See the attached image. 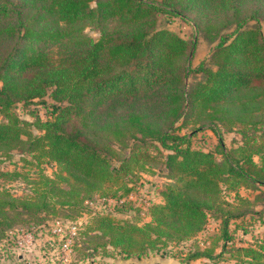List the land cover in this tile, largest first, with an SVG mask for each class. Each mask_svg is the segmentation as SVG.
<instances>
[{"label":"trees","instance_id":"1","mask_svg":"<svg viewBox=\"0 0 264 264\" xmlns=\"http://www.w3.org/2000/svg\"><path fill=\"white\" fill-rule=\"evenodd\" d=\"M160 14L193 15L216 43L211 58L192 67L193 44L159 27ZM262 22L264 0H0V154L18 151L55 170L32 179L29 195L0 186V242L24 217L43 225V212H80L95 195L124 206L131 178L158 159L154 144L168 152L169 183L150 203V221L93 215L82 238L91 231L102 247L141 258L197 237L212 217L219 234L187 263L264 264V234L243 246L235 238L247 222L264 227ZM190 76L199 78L188 84ZM47 96L55 105L45 121L13 111ZM219 125L238 130L241 145L227 148ZM203 129L218 135L212 151L191 145ZM15 174L0 170V179Z\"/></svg>","mask_w":264,"mask_h":264},{"label":"rangeland","instance_id":"2","mask_svg":"<svg viewBox=\"0 0 264 264\" xmlns=\"http://www.w3.org/2000/svg\"><path fill=\"white\" fill-rule=\"evenodd\" d=\"M194 23L195 18L193 15L186 19L169 14L159 15V27L168 28L193 44L189 55V63L192 67H197L202 61H208L211 58L216 43L212 44L205 39L201 32L196 29ZM254 24L256 22L251 21L247 27H252ZM260 26L264 34V22ZM232 31L233 29H230L227 32L231 33ZM86 33L94 39H98L100 36V33L95 28H87ZM198 78V76H190L187 79V83L192 84ZM53 105H55V102L50 96H47L44 100H35L31 104L19 103L14 107L13 111L20 119L35 123L37 118L43 121L49 119L53 113ZM219 128L227 148L230 149L241 145L242 137L238 130L226 131L220 125ZM31 130L35 134H39V130L35 126H31ZM192 131H194L193 128L188 126L181 133L190 135ZM217 144L218 135L209 129L198 131L191 138V145L196 149L201 148L212 151ZM156 145L159 146V144ZM149 151L151 155L158 159L150 162L151 164L145 169L137 170L131 178L132 182L129 185L132 187V198L128 199L124 206H116L111 201L104 200L105 197L95 195L92 198V206H85L80 212L71 209H59L56 214L43 212L40 217L44 219V227L35 228L34 226L36 225L33 222L28 224L32 220L35 221V218L24 217V220L20 222V226L8 232L6 240L4 239L0 242V264H61L62 254L60 249L56 250V247H51L48 244L47 234L49 225H51L53 220L66 221V218H64L66 216L77 218L75 220L82 222L81 230L79 231L80 235L76 240V245L81 247L78 248L74 245L70 264H215L207 260L186 262L190 251L199 245V247L204 248L203 246L209 245L211 240L219 234V223L212 217L207 227L197 237L180 244L170 243L168 247L162 248L158 253L148 252L147 255L141 258L127 257L114 248L102 247L104 241L93 236V234L91 235V231H88L90 234L88 233L87 238H82L83 235L81 236V233L85 230V227L91 221L90 217L93 215H110L118 220L138 222L141 225L150 221V217H148L149 206L146 205L148 202L155 204L161 201V191L168 185L169 180L167 171L164 168V161L168 152L162 148L158 152L154 144L149 145ZM0 170L10 173L16 171L15 176L0 179V186L9 189L10 193L16 196L29 195L32 192L30 182L38 174L44 173L48 177H53L55 171L54 166L50 162L43 160L38 163L31 155L18 151L7 157L0 154ZM225 193L227 195V191ZM259 204L260 206L257 209L263 211L262 202L260 201ZM244 228L248 233L243 234L241 232V234H238L235 237L237 244L248 245L264 234V227L260 223L254 225L247 222L244 224ZM27 233H33L35 236L31 245L25 243ZM220 264L233 263L224 260Z\"/></svg>","mask_w":264,"mask_h":264},{"label":"built area","instance_id":"3","mask_svg":"<svg viewBox=\"0 0 264 264\" xmlns=\"http://www.w3.org/2000/svg\"><path fill=\"white\" fill-rule=\"evenodd\" d=\"M132 198V195H130L129 199ZM107 201H112L111 199H105ZM125 199H122L119 201V203H123ZM86 203L89 206H92V201H86ZM115 204V203H114ZM150 203L148 202L146 206H149ZM82 222L80 220H70L66 219V221H62L60 219H55L49 225V232H48V244L51 247H56L57 249H60V252L62 254L61 256V264H70V258L72 253L74 252V245H76V240L78 236L80 235L79 231L81 230ZM44 227V225H38L34 226L37 227ZM45 234V233H44ZM46 235V234H45ZM34 235L33 233H27L26 234V240L25 243L27 245L33 244L34 241Z\"/></svg>","mask_w":264,"mask_h":264},{"label":"crops","instance_id":"4","mask_svg":"<svg viewBox=\"0 0 264 264\" xmlns=\"http://www.w3.org/2000/svg\"><path fill=\"white\" fill-rule=\"evenodd\" d=\"M161 200H162V198H161ZM202 232H203V231H202ZM200 233H201V232H200ZM200 233H199V234H200ZM199 234H198V235H199ZM238 234H241V231H239V232L236 234V236H237ZM237 245H238V246H243V245H240V244H237ZM217 252H219V249H217ZM198 260H206V259H203V258H202V259H197V260H194V261H198ZM207 261H208V260H207ZM230 262H232V263L234 264L233 261H230Z\"/></svg>","mask_w":264,"mask_h":264}]
</instances>
